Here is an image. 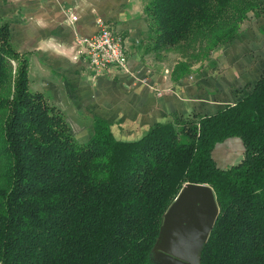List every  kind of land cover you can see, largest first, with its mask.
Returning a JSON list of instances; mask_svg holds the SVG:
<instances>
[{"label":"trees","instance_id":"trees-1","mask_svg":"<svg viewBox=\"0 0 264 264\" xmlns=\"http://www.w3.org/2000/svg\"><path fill=\"white\" fill-rule=\"evenodd\" d=\"M146 53L173 52L171 78L232 43L264 0H142ZM30 53L0 21V264H160L162 217L185 183L209 185L219 207L200 264H264V73L211 114L158 122L135 140L108 123L78 141L62 111L28 87ZM238 137L226 166L216 144Z\"/></svg>","mask_w":264,"mask_h":264},{"label":"crops","instance_id":"crops-1","mask_svg":"<svg viewBox=\"0 0 264 264\" xmlns=\"http://www.w3.org/2000/svg\"><path fill=\"white\" fill-rule=\"evenodd\" d=\"M97 18L123 37L129 72L108 67L93 77L77 40L96 31ZM142 18L141 0H0V21L9 23L12 44L30 53L28 87L32 77L34 91L60 108L80 142L93 134L97 117L116 139L135 140L175 114L214 113L246 95L264 73V16L245 19L232 43L177 80L166 56L144 52ZM242 152L241 139L229 137L212 153L226 166Z\"/></svg>","mask_w":264,"mask_h":264},{"label":"water","instance_id":"water-1","mask_svg":"<svg viewBox=\"0 0 264 264\" xmlns=\"http://www.w3.org/2000/svg\"><path fill=\"white\" fill-rule=\"evenodd\" d=\"M213 189L185 183L163 214L155 243L162 264H200V255L218 216Z\"/></svg>","mask_w":264,"mask_h":264},{"label":"built area","instance_id":"built-area-1","mask_svg":"<svg viewBox=\"0 0 264 264\" xmlns=\"http://www.w3.org/2000/svg\"><path fill=\"white\" fill-rule=\"evenodd\" d=\"M71 18L76 20V16ZM96 31L77 40L82 45L83 55L93 72V77L100 75L108 67H116L129 72L127 67V51L124 39L104 19H96Z\"/></svg>","mask_w":264,"mask_h":264},{"label":"rangeland","instance_id":"rangeland-1","mask_svg":"<svg viewBox=\"0 0 264 264\" xmlns=\"http://www.w3.org/2000/svg\"><path fill=\"white\" fill-rule=\"evenodd\" d=\"M142 1V0H141ZM261 16H264V15H261ZM257 16H254L253 14H250L248 19H247V22H251L253 19H256ZM144 20V18H142ZM160 56H166V62L169 63L170 65H173V63H175V61L177 60V54L173 53V52H169V53H161ZM35 72V71H34ZM31 83L29 85V89L31 91H34L36 90L35 89V85L32 83L33 81V78L31 77ZM156 261H158V259L155 257ZM160 264H162V262H159Z\"/></svg>","mask_w":264,"mask_h":264}]
</instances>
